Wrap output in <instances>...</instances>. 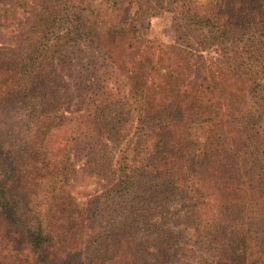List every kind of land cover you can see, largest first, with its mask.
<instances>
[{"label": "trees", "instance_id": "obj_1", "mask_svg": "<svg viewBox=\"0 0 264 264\" xmlns=\"http://www.w3.org/2000/svg\"><path fill=\"white\" fill-rule=\"evenodd\" d=\"M133 8L0 0V264H264V0Z\"/></svg>", "mask_w": 264, "mask_h": 264}, {"label": "rangeland", "instance_id": "obj_2", "mask_svg": "<svg viewBox=\"0 0 264 264\" xmlns=\"http://www.w3.org/2000/svg\"><path fill=\"white\" fill-rule=\"evenodd\" d=\"M156 0H134V8L137 9L139 6L142 7H152ZM196 4H203L211 0H191ZM3 14V13H2ZM18 17H22V13H18ZM173 14L166 9H160L158 7L154 10V15L149 17L147 20L143 19V23L149 22V26L147 31H142L146 38L154 39L157 42L167 45L171 43H177L178 45L185 47L179 39V31L183 30V26H174L173 25ZM19 31L14 29L13 26H7L6 23L3 22V15H0V44L5 43L7 45L16 44L19 39L18 38ZM182 44V45H181ZM196 46L189 48V52L198 60H216L218 58V53L214 49H205V50H194ZM70 94L72 96V100L76 102V89L70 84ZM78 105V104H77ZM62 137V136H60ZM82 153H77L73 158V163H75V168L78 169L82 163ZM78 174V173H77ZM76 174L74 173L72 177ZM102 181L99 178L92 177H77L75 182H70V189L72 190V194L79 201H84L89 195L94 194L96 191L100 189Z\"/></svg>", "mask_w": 264, "mask_h": 264}]
</instances>
